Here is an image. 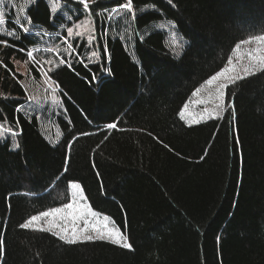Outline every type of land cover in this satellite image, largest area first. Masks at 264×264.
<instances>
[{
    "label": "trees",
    "instance_id": "16d2710c",
    "mask_svg": "<svg viewBox=\"0 0 264 264\" xmlns=\"http://www.w3.org/2000/svg\"><path fill=\"white\" fill-rule=\"evenodd\" d=\"M53 1L61 14L39 0L25 17L56 35L55 55L67 45L66 29L86 15L95 43L91 52L74 41L65 63L53 60L55 144L26 110L14 66L38 42L7 17L6 28L15 31L0 35L12 45L0 43L7 65L0 66V264H264V71L226 88L234 113L194 126L179 118L239 43L264 38V0H173L175 7L131 0L130 11L120 7L129 0H95L87 9ZM113 11L119 18L107 21ZM163 24L177 50L158 29ZM70 183L128 237L131 250L103 241L67 244L19 227L67 204Z\"/></svg>",
    "mask_w": 264,
    "mask_h": 264
},
{
    "label": "rangeland",
    "instance_id": "374dc122",
    "mask_svg": "<svg viewBox=\"0 0 264 264\" xmlns=\"http://www.w3.org/2000/svg\"><path fill=\"white\" fill-rule=\"evenodd\" d=\"M94 1L95 0H86L88 6ZM33 2L34 0H2V2L0 3V12H2L3 15L0 16V20H3L4 23L0 24V35L9 38L8 33L10 31L6 28V25L7 17L11 16V19H9L8 21L11 22L15 28L20 29L17 21H23V26L28 28L29 31L27 33L23 32V30L21 31L26 36L34 37L37 40L38 45L36 50L33 51V57L29 58L26 55V59L24 62H15L14 66L18 74L22 76V81H20V83L23 89L26 91V110L38 117L43 126L46 125L45 127L48 131L44 133L47 136V139L50 142L56 144L59 139V134L57 129L53 126L52 121L54 116L58 114L60 106L59 99L57 97L58 88L50 79L49 74H51L55 67L59 63H61L64 57H66L67 59L69 58L70 51L73 50L71 45L74 41L84 43L87 51H93V45L95 43L94 27L88 15H86L85 18L81 20V22H77L76 24L68 27L72 29V32L69 34L66 29L67 39L65 37L64 38L67 45L64 48L60 49L57 55H55L54 48L57 49L60 46L59 43L56 42V35L51 34V36L46 32L38 31L27 22V19L25 17V9H27L28 6ZM76 2H78V0H76ZM47 3L51 6V10L54 15L62 13L63 8L58 3L54 2L53 0H47ZM11 12H13V15H11ZM115 12L116 11H113L112 13L106 15L107 21L114 22L115 19L119 18L120 15L115 16ZM63 18L66 19V22H70L68 17H66L65 15H63ZM60 29L63 30L64 25H62ZM158 29L167 33L168 42L172 50H177L176 47L178 46V43L170 32V28L166 24H163L158 26ZM245 41L239 43L235 47L230 59L221 70L223 71L225 68L229 69V72L225 74V77L221 78V80H223L227 84V87L232 84L230 80L226 79L227 76L237 73H239L240 75H244L243 70L246 67L255 66L256 68H259V65L261 63H264V38L253 37ZM87 57L89 61H94L95 59H97L96 54H90ZM56 59L59 63L53 62V60ZM33 67L36 70L37 77H35L31 71ZM258 72L260 71H255V74ZM216 86L217 82H213L212 85H208L207 83H205L194 92L195 95H191L179 114L180 120L185 125L194 126L206 121L220 119L224 116L226 111L231 109L226 107V105L229 103L227 102L226 98V89L224 100L221 101L216 95ZM221 104H224L225 106L223 110H220L219 108ZM73 185L74 184H69L68 187L67 195L69 201L67 204H74V209L88 206L80 187H73ZM58 208L62 209L63 211L56 214L55 216H41V218L38 221L34 222L29 229L48 232L52 235H54L53 233L64 234L61 232V230L67 229V234L70 235L73 224L71 222V219L68 218L69 210L65 209L64 205ZM52 211L53 209L48 212L51 213ZM105 218L106 217L98 214L94 217H89L93 226H95L97 222H99V224L103 226L106 222ZM107 224L109 228L115 227L108 218ZM52 225H55V227H53ZM79 227L83 228L82 222L79 224ZM88 234H95L93 227H89ZM54 236L58 238L57 235ZM103 242L110 243L108 241Z\"/></svg>",
    "mask_w": 264,
    "mask_h": 264
},
{
    "label": "snow or ice",
    "instance_id": "6c2138e0",
    "mask_svg": "<svg viewBox=\"0 0 264 264\" xmlns=\"http://www.w3.org/2000/svg\"><path fill=\"white\" fill-rule=\"evenodd\" d=\"M78 2L80 4H82L84 6V8H88V3L86 2V0H78ZM168 4L173 5L175 7V5L173 4V0H167ZM34 3H39V0H34ZM120 7L124 8V9H128L129 11L132 9L133 5L131 0H129V3L126 4H122L120 5ZM3 13L0 12V16H2ZM4 21L0 20V24H3ZM17 23L20 25V28L23 30V32L27 33L29 31L28 28L24 27L23 21H17ZM62 26V25H61ZM15 31V29H13L12 31H10L8 33L9 36H11L13 34V32ZM67 31L69 32V34L72 32L71 28H68ZM246 42V41H245ZM0 43L4 44L5 46H12V45H8L6 40H0ZM19 51H25L24 48H20L18 49ZM105 51H107L105 49ZM27 57L32 58L33 57V51L29 50L26 53ZM93 55H95V53H93ZM177 56L180 55V53H176ZM230 62V61H229ZM61 63H65L64 61H61ZM0 66H3L5 68H7L6 64H3V61H0ZM244 75H240L239 73L234 74V75H229L226 77L227 80H230L233 84H236L238 81L245 79L247 76L249 75H254L255 71H264V63H261L259 65V68H256L255 66H251V67H246L244 70ZM229 72V69L225 68L223 71L217 72L215 75H212L207 81L206 83L208 85H212L213 82H217V86H216V95L217 97L223 101L224 97H225V89L227 88V84L221 80L222 77H225V74ZM97 79V77H93V80L95 81ZM193 95H195V93H193ZM224 104H221L219 106L220 110L224 109ZM227 108H231L233 113L235 112V107H234V103H228L226 105ZM3 127V124H0V128ZM108 128H112L114 129L116 127L115 124L113 123H109L107 125ZM9 132H11L12 135H18V133H16L15 131H13L11 128H9ZM82 135H87V133H83ZM76 139V138H73ZM15 147L18 149L20 147L19 144H16ZM72 147V142H68V149L69 151L71 150ZM73 187H79V185H73ZM65 209H68V218L71 219V222L73 224V227L71 228V234H67L68 230L67 229H62L61 233H53L54 235H57L59 240L67 243V244H76L79 242H85V241H94V240H102V241H108L114 245H117L119 247H122L123 249H132V245L129 243V239L126 235L122 234V232L120 231V229L118 227H111L109 228L108 224H107V217L105 218V224L103 226H101L99 224V222H97V224L95 226H93L91 224V221L89 219L90 216L94 217L97 215V213L93 212L92 209L88 206H84L82 208H75L74 209V204H65L64 205ZM61 211H63L60 208H55L53 209V211L51 213L49 212H42L40 214V216H36L33 215L29 220H27V222L22 223L19 225L20 228L22 229H29L31 227V225L38 221L41 216L43 217H48L49 215H53L55 216L56 214L60 213ZM82 222L83 224V228L79 227V224ZM53 227H55V225H52ZM89 227H93L95 234H88V229ZM6 254V246H5V242L3 239H0V256H3Z\"/></svg>",
    "mask_w": 264,
    "mask_h": 264
}]
</instances>
